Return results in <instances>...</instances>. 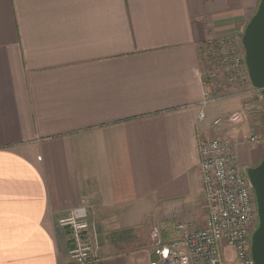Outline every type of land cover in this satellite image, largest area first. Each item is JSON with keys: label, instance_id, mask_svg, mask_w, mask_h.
Masks as SVG:
<instances>
[{"label": "crops", "instance_id": "crops-1", "mask_svg": "<svg viewBox=\"0 0 264 264\" xmlns=\"http://www.w3.org/2000/svg\"><path fill=\"white\" fill-rule=\"evenodd\" d=\"M257 3L0 0V264H70L57 220L84 201L93 264H150L155 223L204 226L199 142L228 137L256 165L264 104L247 82L205 101L201 50L239 43Z\"/></svg>", "mask_w": 264, "mask_h": 264}, {"label": "built area", "instance_id": "built-area-1", "mask_svg": "<svg viewBox=\"0 0 264 264\" xmlns=\"http://www.w3.org/2000/svg\"><path fill=\"white\" fill-rule=\"evenodd\" d=\"M206 59L207 76L205 71L202 74L208 87L205 101L217 96L218 87L246 82L252 86L239 43L214 42L207 50ZM252 90L264 104L261 91L253 86ZM202 118L201 111L199 119ZM242 118V113L234 112L215 118L211 126L217 127L223 120L237 124ZM243 138L249 143L257 140L255 134H246ZM198 150L205 224L200 228L191 223L177 224L178 235L169 241L162 240L154 227L152 252L158 260L150 264H254L250 248L251 234L258 223L255 195L239 165L234 145L228 137H211L201 140ZM91 208L92 204L84 201L57 220V225L68 232L70 264L97 261L95 234L89 232Z\"/></svg>", "mask_w": 264, "mask_h": 264}, {"label": "water", "instance_id": "water-1", "mask_svg": "<svg viewBox=\"0 0 264 264\" xmlns=\"http://www.w3.org/2000/svg\"><path fill=\"white\" fill-rule=\"evenodd\" d=\"M241 45L249 82L261 91L264 99V0L258 1L247 22L241 35ZM243 170L255 195L258 217L251 234V257L254 264H264V153L256 165L244 166Z\"/></svg>", "mask_w": 264, "mask_h": 264}, {"label": "rangeland", "instance_id": "rangeland-1", "mask_svg": "<svg viewBox=\"0 0 264 264\" xmlns=\"http://www.w3.org/2000/svg\"><path fill=\"white\" fill-rule=\"evenodd\" d=\"M259 1V0H258ZM258 4V3H257ZM212 43H207L205 44V46L202 48L201 50V56H202V61H203V68H202V74L203 72L205 71V76H207V64H206V54H207V50L209 48V46L211 45ZM239 47L242 48L241 46V41L239 40ZM243 49V48H242ZM203 54V55H202ZM218 89H221V88H217V90H215V92L219 91ZM263 116H264V112L262 114V120H263ZM196 201L195 199L194 200H190V201H187L185 203H179V204H170L166 207V213L169 214L168 216H166V219H168V221L170 222H177V221H188V219H190V208H192L194 205H195ZM201 215H205V209L204 207L202 208V212H201ZM203 219V218H202ZM167 221V220H165ZM164 221V223H165ZM162 222L161 226L159 223H155V225L153 224L152 227H151V230L156 226L157 228L158 225L160 226L159 228V233H160V236L162 238V240L164 241H169L171 239H173L174 237H176L178 234H177V230L175 228H172V230H174L176 232V234H172L169 232L168 228H165L166 225L168 224H164ZM198 227H200L199 223L197 224ZM170 229V228H169ZM151 230H150V235H151ZM154 261L155 260H158V256L154 255Z\"/></svg>", "mask_w": 264, "mask_h": 264}, {"label": "bare ground", "instance_id": "bare-ground-1", "mask_svg": "<svg viewBox=\"0 0 264 264\" xmlns=\"http://www.w3.org/2000/svg\"><path fill=\"white\" fill-rule=\"evenodd\" d=\"M242 46V45H241ZM244 52V51H243Z\"/></svg>", "mask_w": 264, "mask_h": 264}]
</instances>
